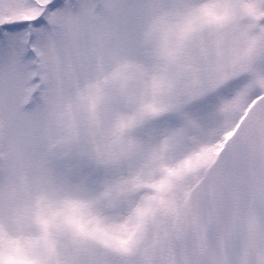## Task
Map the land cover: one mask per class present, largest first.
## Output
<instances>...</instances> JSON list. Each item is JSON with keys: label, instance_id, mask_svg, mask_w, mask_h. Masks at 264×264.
<instances>
[{"label": "snow or ice", "instance_id": "1", "mask_svg": "<svg viewBox=\"0 0 264 264\" xmlns=\"http://www.w3.org/2000/svg\"><path fill=\"white\" fill-rule=\"evenodd\" d=\"M0 264H264V0H0Z\"/></svg>", "mask_w": 264, "mask_h": 264}]
</instances>
